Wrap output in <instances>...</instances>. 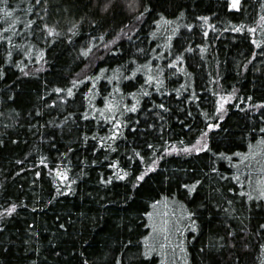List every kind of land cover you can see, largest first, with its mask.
Returning a JSON list of instances; mask_svg holds the SVG:
<instances>
[{
	"label": "trees",
	"instance_id": "16d2710c",
	"mask_svg": "<svg viewBox=\"0 0 264 264\" xmlns=\"http://www.w3.org/2000/svg\"><path fill=\"white\" fill-rule=\"evenodd\" d=\"M106 3L0 0V264H264V0Z\"/></svg>",
	"mask_w": 264,
	"mask_h": 264
},
{
	"label": "snow or ice",
	"instance_id": "6c2138e0",
	"mask_svg": "<svg viewBox=\"0 0 264 264\" xmlns=\"http://www.w3.org/2000/svg\"><path fill=\"white\" fill-rule=\"evenodd\" d=\"M36 2L39 3L40 0H36ZM110 6H111V0H108V3H106L104 5L103 10L104 11H107ZM231 6L233 8H237L238 9L239 8V0H232V5ZM148 11H150V8H149V6L146 5L144 7V12H148ZM143 14L144 13L142 12L139 17H136V19L139 20L143 16ZM181 15H183V13H181ZM199 19L203 20L207 24V22L209 20V17L203 16V17H200ZM208 26L211 27V25H208ZM187 27H189V29H190L192 26L191 25H188ZM233 30L234 31H241L242 29H233ZM249 31H255V30L254 29H250ZM49 32H51V29H49ZM205 35H207V33H205ZM129 39H131V37H129ZM115 42H116L115 40L114 41H111V43H115ZM253 43H256V42L253 41ZM105 47H107V45H105ZM90 51H91V49H88L87 51L84 52V55L87 56L88 55V52H90ZM176 59L179 60V59H181V57H177ZM173 63H175V61ZM171 66L172 65H169V67H171ZM139 70L140 69H137V71H139ZM133 76H135V73H133ZM85 79L91 80L92 78L91 77H85ZM153 81H155V83L158 84V85L162 83L161 80H159L156 77H154L153 75L149 74L147 76V80L145 81V84H151ZM80 82L81 81H76V83H80ZM55 91L56 92H61V91H64V89L56 88ZM66 91H67V95L68 96H72L73 95V91H72L71 88H68ZM147 94L148 93H146V92L144 93V95H147ZM221 99L224 100L225 103L227 102L224 97H222ZM106 107L109 108V109H114L117 106L114 103L109 102V103H107ZM159 107L161 109H164L165 108L164 104H160ZM223 107H224V105L223 104H220V106L217 109V111L218 112L221 111L223 109ZM261 107H264V105H261ZM129 110L135 112L136 111V105L133 104ZM165 110H167V109H165ZM219 118H222V117H218V119ZM215 127H218V124L209 123V124L206 125V128L209 131L212 130L213 128H215ZM260 131L261 132H264V128H261ZM207 136H208V131H202L200 133V137L197 139L196 143L195 144H192V145H190L188 147H185L183 149V151L185 153L191 154L192 152H197L198 153L200 151H203L205 149H208L209 146H208L207 142H205V138ZM261 143H264V141H261ZM221 155L223 156V154H221ZM236 155H240V154L237 153ZM247 158L248 157L245 156V159H247ZM213 171H215V169H213ZM125 175H127V174L125 173ZM119 178L120 179H123L124 177L121 176ZM138 179L142 180L143 179V176H140ZM233 179H235V180H237V182H239V179L240 178H239V176H235V177H233ZM257 183H258V186H259V195H258L257 199L264 198V181H258ZM198 184H200V181L199 180H196L191 185L184 184L183 187L186 188V189H188L189 192L191 193L192 191H195L196 186ZM241 195H245V193H241ZM248 199L251 200L252 199V196L251 195H248ZM228 203H232V202L231 201H228ZM16 207H17L16 204H12L9 208L5 209V212L3 214H0V217H2L4 214L11 215L16 210ZM148 215L151 217L152 216V213H148ZM189 215L191 216L192 213H189ZM167 223H168L167 221H164V224L159 229V231H161L163 233H167V231H168ZM193 223H195V222H193ZM153 230L154 231H157V229L155 228V226H154V229ZM258 231H264V224L259 225ZM230 235H231V233H230ZM164 239H167V235L164 236ZM145 241H147V237H145ZM129 243H131V242H129ZM261 247H264V244H262ZM152 250L153 249H148L147 251H145L144 253H142V255L145 256V257H147V256L150 255V253H151Z\"/></svg>",
	"mask_w": 264,
	"mask_h": 264
}]
</instances>
